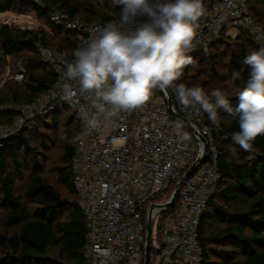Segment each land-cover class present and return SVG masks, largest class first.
Here are the masks:
<instances>
[{"label":"built area","instance_id":"2783aa9c","mask_svg":"<svg viewBox=\"0 0 264 264\" xmlns=\"http://www.w3.org/2000/svg\"><path fill=\"white\" fill-rule=\"evenodd\" d=\"M45 8L47 18L57 26L73 31L77 43L73 51L89 39L94 25L103 26L120 18L87 20L74 17L61 8ZM200 19L194 53L208 46L222 31L247 29L259 48L264 46V28L247 8V0H207ZM41 59L52 66L56 79L34 100L1 105L13 112L9 123H0V147L24 130L34 127L40 117H48L59 106L71 104L81 133L71 160V178L77 202L87 220L83 245L84 264H146V225L152 219L151 245L147 264H201L204 246L199 226L208 203L222 179L219 149L213 124L206 114L190 121L194 132L184 123L190 139L181 141L174 130L175 118L168 106L167 92L155 91L153 99L140 109L122 112L106 121L101 129L88 132L80 112L91 107L90 98L77 94L65 99L58 85L61 73L73 57L69 52L40 41L36 43ZM25 69L19 62L13 78L20 82ZM173 109L186 117L175 97ZM94 111V110H93ZM181 121V120H180ZM192 174L183 181L173 205L177 183L190 166L204 155Z\"/></svg>","mask_w":264,"mask_h":264},{"label":"trees","instance_id":"16d2710c","mask_svg":"<svg viewBox=\"0 0 264 264\" xmlns=\"http://www.w3.org/2000/svg\"><path fill=\"white\" fill-rule=\"evenodd\" d=\"M45 1L47 7L55 5L74 17L87 20L120 18V15L105 14L92 6L87 8L86 14H82L81 7L71 0ZM17 3L26 4L47 25L45 29L35 31L10 18L1 22L0 49L4 55L38 52V41L72 53L77 43L76 34L52 23L45 8L36 0H0V14L15 9ZM259 3L264 5V0H247V8L264 28V8L261 9ZM117 10H121V6H117ZM51 36H55L56 40ZM227 40L234 41V48L227 52L225 66L230 75L240 73L235 81L243 90L250 80L251 68L242 61L259 46L247 29H241L236 37L222 31L209 47L216 50L217 44ZM206 51L200 48L187 54L192 57L193 63L183 67L177 84H185L186 78L193 72L200 76H216L221 56L218 51ZM24 62V79L1 94L0 102L21 104L32 101L54 83L56 73L41 56H28ZM236 96L228 98L233 107L238 101ZM63 105L48 115L57 128L58 119L55 116ZM0 114L3 117L0 123H9L13 119L12 110L0 109ZM219 115V127L213 125V130L217 135L222 179L199 226L200 241L204 246L201 264H264V135L256 138L249 152L239 147L233 158L219 140L223 138L222 141L228 140V145H235L231 135L239 130L238 121L222 110ZM73 117L76 118L75 112ZM72 122L69 118L61 131V157L56 168L58 179L66 186L64 194L39 172L41 160L46 157L29 143L28 138L39 123L0 147V202L5 208L4 224L17 226L9 234L0 231V246L5 252L0 259L2 264H84L87 220L77 202L71 178V160L81 126L77 120V126L71 127ZM27 171V183L23 191H18V182Z\"/></svg>","mask_w":264,"mask_h":264},{"label":"clouds","instance_id":"9594fccd","mask_svg":"<svg viewBox=\"0 0 264 264\" xmlns=\"http://www.w3.org/2000/svg\"><path fill=\"white\" fill-rule=\"evenodd\" d=\"M121 6L120 19L88 29L90 36L73 51L58 85L65 99L87 95L91 107L80 112L88 132L122 112L147 105L155 91L171 88L189 121L202 114L217 127L219 112L238 121L231 135L233 144L249 152L258 136L264 135V46L247 54L242 64L251 68L248 85L237 93L232 106L225 92H206L199 85L176 81L183 67L193 63L188 52L198 43L199 21L205 15L203 0H112ZM240 77L233 72L231 80ZM94 110V111H93ZM184 122L174 130L181 141L190 136Z\"/></svg>","mask_w":264,"mask_h":264},{"label":"rangeland","instance_id":"374dc122","mask_svg":"<svg viewBox=\"0 0 264 264\" xmlns=\"http://www.w3.org/2000/svg\"><path fill=\"white\" fill-rule=\"evenodd\" d=\"M37 1V0H36ZM42 2H46L45 0H39ZM77 3L81 9L82 14H86L87 8L92 6L96 9L101 10L103 13L107 14H115L120 15L121 10H117L118 5H113L112 0H71ZM26 4L22 5L21 3H17L15 9L0 14V23L6 21L8 18L14 21L15 23L24 25L25 27L32 28L35 31H41L45 29L46 22L42 18L38 17L37 14L29 9ZM258 6L262 9L264 5L261 3ZM240 34V33H239ZM237 34L236 36H238ZM235 36V37H236ZM54 41L56 40L55 36H51ZM234 41L227 40L225 42H221L216 45V50L211 47L206 46L204 50L208 52L218 51L220 54L219 66L217 68L216 76L206 75L203 76L198 73H191L188 78H186V85L191 87L194 85H199L206 92H211L214 89H220L225 92L227 98L233 97L237 95V93L241 90L240 85L234 80H231L232 75L228 73V69L225 66V61H227V52L230 49L234 48ZM249 49H251L250 43H248ZM209 47V48H208ZM28 56L40 57L39 51H26L19 55L6 56L3 54L0 49V97L1 94L9 91L10 87L16 85V82L13 78V73L18 68L19 62L24 64V59ZM25 69V67H24ZM6 102H0L1 105H7ZM67 106V107H66ZM58 114L55 116L58 119V128L54 125L51 117H40L38 122L39 125L30 133L29 143L38 148V150L42 151L46 157V159L41 160V166L39 168V172L41 175L47 177V179L55 185L63 194L66 192V186L58 179L57 176V165L60 162L61 157V148H62V139H61V131L63 130L64 125L67 120L70 118L72 122V126H77V120L73 117L74 110L70 105H63L58 109ZM73 117V118H72ZM0 118L3 117L0 114ZM215 126V125H214ZM223 138H220L219 143L229 151V155L235 158V153L239 149L238 145H228L227 141H222ZM29 178V172L25 173L23 179L18 182V191H23L24 186L27 183ZM4 213L5 208L3 204L0 202V231L2 233H12L17 229V226H6L4 224ZM5 255L3 248L0 246V259ZM0 264H2L0 262Z\"/></svg>","mask_w":264,"mask_h":264},{"label":"water","instance_id":"95a60500","mask_svg":"<svg viewBox=\"0 0 264 264\" xmlns=\"http://www.w3.org/2000/svg\"><path fill=\"white\" fill-rule=\"evenodd\" d=\"M207 0H203L204 4ZM167 92V95H168V98H167V102H168V106H169V110L171 112V114L183 121L185 124H187L194 132H196V129L192 126L191 122L189 120H187L186 117L182 116L179 112H176L174 109H173V97L169 91V89L166 90ZM200 138L204 141L205 143V147H204V155L202 157H199L197 159V161L195 163H193L190 168L186 171V173L184 174V176L180 179V181L177 183L176 185V188L173 192V197H172V200L168 203V206H171L173 205L175 199L177 198L178 196V193H179V189L183 183V181L185 179H187L191 174L192 172L194 171V169L198 166V164L202 161L205 160V156H206V152H207V142L205 140V138L200 135ZM151 234H152V219H151V216L148 217V220H147V225H146V247H145V261H146V264L148 263V260H149V251H150V245H151Z\"/></svg>","mask_w":264,"mask_h":264},{"label":"crops","instance_id":"0c3cea01","mask_svg":"<svg viewBox=\"0 0 264 264\" xmlns=\"http://www.w3.org/2000/svg\"><path fill=\"white\" fill-rule=\"evenodd\" d=\"M230 32H231L233 35H234V34L237 35L238 30L233 28V29L230 30Z\"/></svg>","mask_w":264,"mask_h":264}]
</instances>
